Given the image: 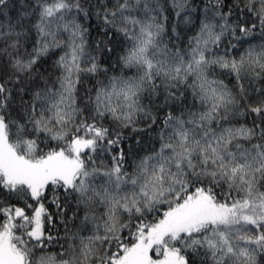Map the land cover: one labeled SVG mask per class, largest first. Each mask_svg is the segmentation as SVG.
I'll return each instance as SVG.
<instances>
[{
  "label": "snow or ice",
  "instance_id": "1",
  "mask_svg": "<svg viewBox=\"0 0 264 264\" xmlns=\"http://www.w3.org/2000/svg\"><path fill=\"white\" fill-rule=\"evenodd\" d=\"M0 264H264V0H0Z\"/></svg>",
  "mask_w": 264,
  "mask_h": 264
}]
</instances>
